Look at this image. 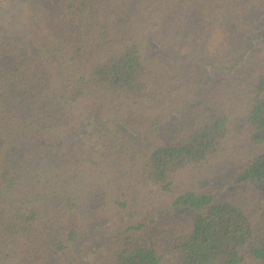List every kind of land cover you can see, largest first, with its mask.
<instances>
[{
	"label": "trees",
	"instance_id": "16d2710c",
	"mask_svg": "<svg viewBox=\"0 0 264 264\" xmlns=\"http://www.w3.org/2000/svg\"><path fill=\"white\" fill-rule=\"evenodd\" d=\"M0 264H264V0H0Z\"/></svg>",
	"mask_w": 264,
	"mask_h": 264
},
{
	"label": "rangeland",
	"instance_id": "374dc122",
	"mask_svg": "<svg viewBox=\"0 0 264 264\" xmlns=\"http://www.w3.org/2000/svg\"><path fill=\"white\" fill-rule=\"evenodd\" d=\"M234 165L230 161L222 162L216 166H206L199 169L192 180L194 189L210 188L218 193L221 198L242 195L252 201V190L246 184L232 185L229 182L233 174Z\"/></svg>",
	"mask_w": 264,
	"mask_h": 264
}]
</instances>
